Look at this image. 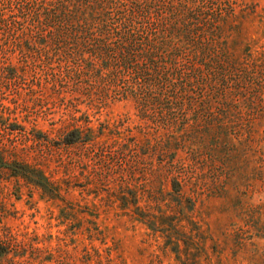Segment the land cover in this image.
I'll use <instances>...</instances> for the list:
<instances>
[{"label": "rangeland", "instance_id": "obj_1", "mask_svg": "<svg viewBox=\"0 0 264 264\" xmlns=\"http://www.w3.org/2000/svg\"><path fill=\"white\" fill-rule=\"evenodd\" d=\"M232 5L159 71L0 51V264H264V0Z\"/></svg>", "mask_w": 264, "mask_h": 264}, {"label": "trees", "instance_id": "obj_2", "mask_svg": "<svg viewBox=\"0 0 264 264\" xmlns=\"http://www.w3.org/2000/svg\"><path fill=\"white\" fill-rule=\"evenodd\" d=\"M232 4L235 0H0V28L14 33L11 44L0 40V51L10 46L45 51L49 60L76 65L90 63L86 52L105 68L125 61L133 69L155 65L159 71L155 52L165 46L180 53L203 48L207 32L215 35L216 22L226 18L224 11L234 13ZM186 59L175 64L177 70L192 68Z\"/></svg>", "mask_w": 264, "mask_h": 264}]
</instances>
